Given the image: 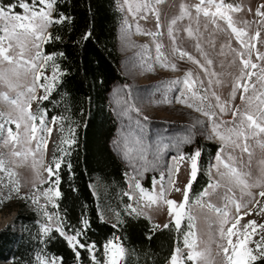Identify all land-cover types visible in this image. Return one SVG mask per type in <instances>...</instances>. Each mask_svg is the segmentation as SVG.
Masks as SVG:
<instances>
[{
    "label": "rangeland",
    "instance_id": "1",
    "mask_svg": "<svg viewBox=\"0 0 264 264\" xmlns=\"http://www.w3.org/2000/svg\"><path fill=\"white\" fill-rule=\"evenodd\" d=\"M121 2L126 20L119 32V46L122 55V69L128 80L126 83L116 82L113 85L109 101L118 119V130L114 136L113 146L127 168L126 177L130 186L128 195L131 201L127 205L123 204L122 209L127 214L142 213L138 215L147 217L158 226H164L169 222L175 223L174 213L170 214L169 206L163 200H158L156 204L149 207L147 196H159L160 187L155 182L160 181L161 174H163V183L166 189L164 199L174 200L177 204L182 202L184 199L183 190L191 178V157L197 152L195 151L191 155L186 152L185 148L191 145L194 146L196 136H199L202 141L217 143L219 148L211 158L208 170L200 166L199 157H197V173L199 170L204 171L211 181L199 192L192 189V181L191 188L188 190L189 199L186 207L180 210L183 214L180 227L183 230V242L185 235L190 230L189 223H193L195 227L191 231L195 233V236L189 237V242L196 241V250L205 252L204 260L189 261L187 254L190 249L185 246V243L182 247H176V249L181 250V264H226L223 254L217 247L221 243L226 245V239L221 240L219 236L220 217L207 206L209 203L219 208H225L226 206L225 210L229 213V224L225 225V228H227L235 222L238 215L235 205L229 200H225L226 195L233 197L234 193V199L240 200L242 204H247V207L241 208L240 214L248 212L249 209H254L251 215L244 216L240 222L241 225L248 223L250 220H255L257 225L264 223V214H257L260 207H264V199L258 195L259 191L264 190V188L252 187L245 189V192L251 191L254 197L251 203H247L249 197L245 195L241 199L240 186L231 176L229 168L225 167V164H228L237 168L241 173H250L248 177L249 184L264 181V163H261L264 161V149L257 143V141L264 142V134L253 138L250 132L246 133L249 136L247 144L252 154L249 157V154L242 152L240 147L233 146V141L237 139L234 134L229 139L230 134L227 129L233 125H226L221 122L233 120L230 112L220 114L218 109H212L217 113L215 123L219 125L218 129L214 130L213 120L203 115L202 111L196 110L201 105L192 98L191 91L183 83L186 72L189 70L192 71L194 76H199L200 79L206 80V78L196 64L186 57L180 59L178 53H174L173 50L179 48L186 51L203 63V57L195 47L197 41H199L202 50L213 60L214 70L222 74L220 79L223 83L218 86L213 85L217 95L221 97V102L228 101L229 105L234 104L243 108L245 105L240 100L239 93H237L235 100L229 99L233 77L238 75V72L236 67L229 66L234 54L230 52L227 45L230 43L232 48H239V45L234 40L230 30L217 31L202 16L199 21V32H196L197 25L194 20L190 22L186 17L184 20L178 21L173 27L172 36H175V43H173L172 36L169 34L171 20L180 14L182 3L193 5L198 0H161L159 4H156L155 0H147L150 7L159 12V29L156 26L155 15L140 8L145 0H127V2L122 0ZM239 3L245 10L240 13H233L235 20L257 22L260 20L255 12L260 5H264V0H239ZM129 5H131V11ZM138 8H140L139 11H137ZM248 8H251L252 11H247ZM144 15L148 17L146 20L142 18ZM193 15H195L194 11ZM190 23L194 31L192 37H189L187 31H185ZM205 24H208L207 30L204 28ZM137 25L142 31L157 33V35L140 34L137 32ZM220 25L221 28L226 27L223 22H220ZM237 26L243 27L244 25L238 24ZM258 27L261 30L262 38L257 47L264 52V25L254 23L249 31L250 34H254ZM41 44L40 51L42 52ZM157 44L161 45L160 52L167 58V61L176 64L175 70L170 66H161V61L157 59ZM144 45L147 47H142ZM221 45H225L223 56L220 55ZM30 55H34V50ZM26 58H28L27 55ZM2 70L9 74V78L12 79L16 88L15 91H11L5 85L0 84V92L8 91L9 96L12 98H15L17 92L24 91V86L32 83L31 76H25L23 69L18 70L20 72L18 80L11 76L7 65L3 66ZM229 73H232V75H229ZM177 80L180 83L174 84L173 81ZM205 87H207V83H205ZM195 90L202 92L198 84L195 86ZM39 94L40 88L37 87L36 95L39 96ZM183 97H188L187 103L180 102ZM36 102L37 100L31 101V111L36 106ZM211 102L215 104L214 100H211ZM188 104L194 106L189 107ZM203 107L208 110L206 104ZM0 108L14 118L18 115V110L3 98H0ZM45 122L47 127L53 128V131L50 135L46 132L38 133V135L45 137L47 145L46 148H42L35 161L29 152L30 147L35 148V142L31 145L17 146V150L27 153V155L16 157L13 155L11 144L5 145L0 141V157L3 158L5 164V170L0 171V230L8 225H16L18 212L23 210L25 212H36L49 225L59 229L60 232L63 231L66 237L75 236L65 233L61 221L52 209L56 204L55 196L48 188L41 187V184L48 179L46 173L48 152L52 141L56 137L52 122L47 121L46 118ZM37 127L39 128L40 125H37ZM239 143L241 145L245 143L243 137L239 139ZM126 148L131 149L128 154H126ZM41 158L42 163L40 162ZM9 172L13 175L9 176ZM169 174H171V179L175 181V187L181 189V191H174L172 186L169 185ZM41 180L44 182L41 183ZM137 182L145 190L143 199L140 190L135 187ZM217 183L219 187H211ZM17 185L19 187L18 193L13 191L14 186ZM94 188L100 199L103 218L116 223L120 222V213L113 209L100 181L96 182ZM228 188H231L232 192H228ZM206 191L209 195H204ZM45 192H48L50 199L43 195ZM27 193L30 195L24 196ZM33 199H38V202L33 203ZM257 201L260 207L256 206ZM129 205L136 208L137 211L135 213L131 212ZM45 213L51 216L52 220H48ZM189 214L195 217L193 221L188 220ZM260 235H264V233L257 227L256 233L252 234L249 239L250 241H259ZM232 240L235 243L237 237L233 236ZM72 243L75 244L76 241ZM112 243L124 249L123 254L117 257V264H125L129 254L128 248L121 242ZM248 247L253 249L254 254H257L254 242H250ZM110 257L111 251L109 259ZM0 264L13 263L0 261ZM35 264H42V262ZM56 264L62 263L59 259H56ZM166 264H171V259Z\"/></svg>",
    "mask_w": 264,
    "mask_h": 264
},
{
    "label": "trees",
    "instance_id": "2",
    "mask_svg": "<svg viewBox=\"0 0 264 264\" xmlns=\"http://www.w3.org/2000/svg\"><path fill=\"white\" fill-rule=\"evenodd\" d=\"M121 1L55 0L53 17L62 15L67 20L53 24L48 30L53 39L41 44L43 55H55L54 63L59 66L58 80L49 98L37 101L32 111L37 117L36 125L45 112L47 121L58 118L46 165L52 164L54 159L62 161L58 186L61 195L55 197L52 209L65 233L75 236L81 233L77 240L85 247L77 244L73 248L59 229L36 212L19 210L17 224L0 230V261L35 264L55 258L62 264H105L110 255L105 249L111 241L121 242L128 248L125 264H166L176 247L184 244L183 230H177L174 222L167 223L165 228L143 215L127 214L122 209L123 204L131 201L130 186L127 168L113 146L118 119L109 101L113 85L128 80L122 69L119 46V32L126 20ZM10 2L13 0H0L4 4ZM225 3L240 4L239 0H225ZM16 11L21 12L19 8ZM88 33L90 36L85 39ZM52 63L50 61L46 69L49 78L53 73ZM44 95L40 88L39 97ZM0 112L5 113L2 108ZM6 127L16 132L15 125ZM72 136L75 143H62ZM194 146L185 148L186 152L192 155L198 151L200 166L208 170L219 145L196 136ZM99 181L113 209L119 211L120 222L103 218L94 188ZM210 181V177L199 170L192 189L199 192ZM41 187L50 190L55 185L47 179ZM45 226L50 229L47 233L43 231ZM254 264H264V259H257Z\"/></svg>",
    "mask_w": 264,
    "mask_h": 264
},
{
    "label": "snow or ice",
    "instance_id": "3",
    "mask_svg": "<svg viewBox=\"0 0 264 264\" xmlns=\"http://www.w3.org/2000/svg\"><path fill=\"white\" fill-rule=\"evenodd\" d=\"M55 0H13V2L4 4L0 3V84L6 86L8 90L15 91L16 85L13 84L12 79L9 78V74L3 71V66L7 65L11 76L15 79L20 78L19 69H23L25 76H31L32 83L24 86V91L17 92L15 98L9 96L8 91L0 92V98H3L6 102L12 105L18 110V115L14 118L11 114H5L0 112V141L5 145L11 144L13 148V155L20 157L22 155H27V153H22L17 150V146L31 145L35 142V148H29V152L33 156L34 161L36 157L41 152L42 148H46L47 140L43 135H38L40 132H46L51 134L53 131L52 127H47L45 122L46 112L42 113L39 119L38 128L34 121L37 120L36 115L31 111V101L32 100H47L51 93V90L55 86L58 80L59 66L54 63L55 55H43L40 51V44L43 42L51 41L53 39L52 34L47 32V29L53 24H61L67 20V17L59 16L53 17L52 12L54 11ZM127 2V0H126ZM156 4L161 3V0H155ZM19 8L21 12H17L16 9ZM140 8L151 12L155 15L156 26L160 28L159 12L151 8L147 0L140 6ZM137 9V11L140 10ZM129 10L131 11V5H129ZM244 7L240 4L233 5L231 3H225L224 0H198L193 5H188L182 3L180 5V14L173 18L169 24V34L172 36L173 27L178 21L184 20L186 17L188 20L196 22V32H199L200 28V18L201 16L205 18L217 31H229L233 35L234 40L239 45V48H232L229 43L227 47L230 52L233 53V59L230 61V67H236L238 75L233 77V82L231 86L230 100H235L237 93H239V98L245 105L243 108L237 105H229L228 101L221 102V97L217 95L213 88V85H221L223 81L220 79L222 74L217 73L213 68V60L208 57V54L202 50L201 44L197 41L195 47L200 55L203 57L204 62L202 63L200 59H197L190 53L183 51L179 48H174V53H178L180 59L185 57L196 64L198 68L203 73L204 79H200L199 76H194L192 71L186 72L183 83L191 91V96L195 101H198L201 107H197V111H202L203 115L209 117L213 120L214 130L218 129L219 125L215 123V118L217 113L212 111L213 108L219 110L220 114H225L230 112L233 117L232 121H221L223 124L233 125L227 129V132L231 135L236 136V140L233 141L234 147H240L242 152H246L251 157V152L249 151V146L247 140L249 136L246 134L251 133L253 138L260 134H264V52L260 51L257 44L261 41L262 33L258 27L254 34H250L249 29H251L254 23L264 25V5H260L255 15L260 17L257 21H237L234 19L233 13H240L244 11ZM193 11L195 15H193ZM247 11L251 12L252 9L248 8ZM147 19V15L142 17ZM220 22H223L226 27L221 28ZM238 24H243V27H238ZM130 27V26H129ZM208 24L204 25L205 30H207ZM188 36L192 37L194 35L191 23L185 29ZM137 32L140 34L155 36L157 33L144 32L137 25ZM47 33V35H46ZM90 36V33L85 35V39ZM55 39H59L56 37ZM173 43H175V36H172ZM142 47H147L146 45ZM214 47V45H213ZM225 45H221L220 55H224ZM161 45H156L157 59L161 61V66L171 67L176 69L175 63H170L167 58L163 56L160 52ZM34 50V55L30 53ZM26 55L28 58H26ZM59 55H63L60 53ZM52 61L53 73L51 78L46 75V69L49 66V62ZM223 66V65H221ZM232 75V73H229ZM255 78V79H254ZM49 79L51 83H48ZM44 81L45 83H40ZM173 83H180V81H173ZM207 83V87H205ZM199 85L202 92L195 90V86ZM42 88L45 92L43 97L36 95V88ZM180 99V98H178ZM188 97H183L180 102L187 103ZM215 101V104L211 102ZM206 104L208 110L203 107ZM189 107H193V104H188ZM58 118L54 117L52 120L53 126H55ZM238 121V124H237ZM6 125H15L16 132L13 131L12 127H6ZM6 132V135H5ZM22 133V135H21ZM219 134V133H218ZM243 137L245 143L242 145L239 143V139ZM224 138L223 136L221 137ZM62 143L72 144L75 143V138L68 141H62ZM258 145L264 149V142L257 141ZM131 149L126 148V154H128ZM200 153L197 151L193 157H191V178L188 185L183 190L184 199L182 202L177 204L174 200L164 199L166 189L164 187V177L161 174V179L158 182L160 192L158 197L147 196L148 206L156 204L158 200H163L165 204L169 206L170 214L174 213L175 216V227L177 230L181 227L182 211L185 209L188 202V190L191 188L192 181L195 180L197 176V157ZM183 159V157H181ZM42 163V158L40 160ZM62 161L54 159L52 164L48 165L46 168V173L48 181L55 185L54 189H50L52 195L59 197L61 195L59 191L60 175L59 171L61 169ZM250 163V161H249ZM261 163H264L262 161ZM67 167H71L70 164ZM226 168H229L231 176L236 180L237 184L240 186V196L247 195L249 200L247 203H251L254 199L251 191L245 192V189L257 187L264 188V181H257L252 184L248 183V177L250 173H241L237 168L231 167L225 164ZM5 170V164L2 157H0V171ZM178 171V169H177ZM13 173L9 172V176ZM223 175V173H221ZM44 181L41 180V183ZM169 185L172 186L174 191H181V189L175 187V181L171 179V174H169ZM135 187L140 190L141 198H144L145 190L141 187L140 183L137 182ZM213 188L219 187V184L211 186ZM13 191L19 192V187L14 186ZM228 192H232L231 188L227 189ZM45 197H48V192L43 193ZM204 195H209L208 191ZM259 197L264 199V190L259 191ZM235 194L233 193V197ZM233 197L225 196V200H229L235 205L237 216L235 222L231 223L230 226L225 228V225L229 224L228 216L229 213L225 208L215 207L213 204L209 203L208 208L213 210L219 217V236L221 240L226 239V245L224 243L218 244V249L223 254L226 264H254L257 259H264V235H260L259 241H250L249 237L256 233L257 227L264 233V223L257 225L255 220H250L248 223L241 225V220L244 216L251 215L254 209H249L248 212L240 214L242 207H247V204H242L240 200L234 199ZM50 199V197H48ZM38 199H33V203H37ZM175 206V207H173ZM257 207L259 202L257 201ZM131 212H136V208L131 205L128 206ZM190 213V210H189ZM142 214V213H137ZM259 214H264V207H260ZM48 220H52V217L45 213ZM195 219L191 214L188 215V220L193 221ZM168 227V225H164ZM189 232L185 235L184 243L185 246L190 249L187 254V259L189 261L204 260L205 252L196 250V241L193 240L189 242V237H194L195 233L191 231L195 227L193 223H189ZM43 231L45 233L49 232L50 229L45 226ZM60 235L63 236L64 232L61 231ZM81 235L80 232L76 233V236H69L67 240L72 247L75 248L79 244L77 237ZM236 236L237 240L235 243L232 237ZM76 241L75 244L72 242ZM250 242L255 243V251L257 254L253 253V249L248 247ZM79 247L84 248V244H79ZM94 248V245L91 246ZM106 253L111 251V257L107 264H117V257L122 255L124 249L113 244L111 241L106 246ZM181 250L176 249L175 254L171 257V264H181L180 261ZM79 255V253H77ZM95 260V257H93ZM42 264H56V259L52 258L42 262ZM99 264V262H96Z\"/></svg>",
    "mask_w": 264,
    "mask_h": 264
}]
</instances>
